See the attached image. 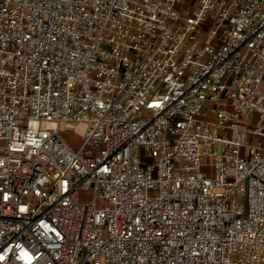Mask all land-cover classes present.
I'll use <instances>...</instances> for the list:
<instances>
[{
  "label": "built area",
  "instance_id": "1",
  "mask_svg": "<svg viewBox=\"0 0 264 264\" xmlns=\"http://www.w3.org/2000/svg\"><path fill=\"white\" fill-rule=\"evenodd\" d=\"M0 264H264V0H0Z\"/></svg>",
  "mask_w": 264,
  "mask_h": 264
},
{
  "label": "rangeland",
  "instance_id": "2",
  "mask_svg": "<svg viewBox=\"0 0 264 264\" xmlns=\"http://www.w3.org/2000/svg\"><path fill=\"white\" fill-rule=\"evenodd\" d=\"M61 133L75 151L80 150L84 142L83 127L80 123L75 122L69 125H62ZM87 154L89 153L87 152ZM80 197L81 201L85 203H92L95 200L93 193L88 190H81ZM97 204L102 206L105 204V200L98 199Z\"/></svg>",
  "mask_w": 264,
  "mask_h": 264
}]
</instances>
